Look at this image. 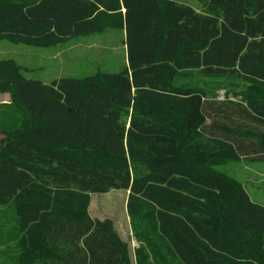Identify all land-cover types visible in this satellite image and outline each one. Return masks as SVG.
<instances>
[{
  "label": "trees",
  "instance_id": "obj_1",
  "mask_svg": "<svg viewBox=\"0 0 264 264\" xmlns=\"http://www.w3.org/2000/svg\"><path fill=\"white\" fill-rule=\"evenodd\" d=\"M199 1L0 0V39L118 29L128 60L46 84L0 59V264H264V206L215 170L264 162V0ZM113 189L135 262L90 213Z\"/></svg>",
  "mask_w": 264,
  "mask_h": 264
},
{
  "label": "rangeland",
  "instance_id": "obj_2",
  "mask_svg": "<svg viewBox=\"0 0 264 264\" xmlns=\"http://www.w3.org/2000/svg\"><path fill=\"white\" fill-rule=\"evenodd\" d=\"M202 11L199 0H176ZM0 59L13 60L22 67L29 79L49 84L61 78H84L100 72L116 73L128 66L125 32L109 29L99 33L73 36L53 46H38L9 39H0ZM232 81V80H230ZM247 82V81H245ZM217 85V84H216ZM229 87L231 85L229 84ZM228 89H219L224 98ZM10 99L8 93H0V102ZM243 184L251 199L264 206V162L243 158L215 167ZM129 192L113 189L104 194H92L90 213L101 219L111 218L121 237L131 247L135 262L138 243L132 234L127 213Z\"/></svg>",
  "mask_w": 264,
  "mask_h": 264
},
{
  "label": "crops",
  "instance_id": "obj_3",
  "mask_svg": "<svg viewBox=\"0 0 264 264\" xmlns=\"http://www.w3.org/2000/svg\"><path fill=\"white\" fill-rule=\"evenodd\" d=\"M125 32V31H124ZM125 42H126V33H125ZM127 48V47H126ZM128 61V60H127ZM129 223H130V219H129ZM130 227H131V224H130ZM117 229V228H116ZM132 229V227H131ZM119 232V231H118ZM120 234V233H119ZM121 236V235H120Z\"/></svg>",
  "mask_w": 264,
  "mask_h": 264
},
{
  "label": "water",
  "instance_id": "obj_4",
  "mask_svg": "<svg viewBox=\"0 0 264 264\" xmlns=\"http://www.w3.org/2000/svg\"><path fill=\"white\" fill-rule=\"evenodd\" d=\"M119 184H120V182H119Z\"/></svg>",
  "mask_w": 264,
  "mask_h": 264
}]
</instances>
